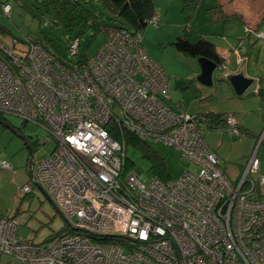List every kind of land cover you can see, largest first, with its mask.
Wrapping results in <instances>:
<instances>
[{"label": "built area", "instance_id": "built-area-1", "mask_svg": "<svg viewBox=\"0 0 264 264\" xmlns=\"http://www.w3.org/2000/svg\"><path fill=\"white\" fill-rule=\"evenodd\" d=\"M150 23L158 26V15ZM80 41L69 45L74 57ZM26 42L21 50L0 36V115L33 122L54 140L29 175L76 233L33 244L18 237L23 218L2 216L0 254L21 264H264V175L250 177L260 169L257 153L234 185L205 142V125L169 103V77L143 33L118 29L81 65ZM226 123L240 134L233 115ZM125 132L178 149L197 171L167 181L127 172ZM256 192L260 199L250 200Z\"/></svg>", "mask_w": 264, "mask_h": 264}, {"label": "rangeland", "instance_id": "rangeland-1", "mask_svg": "<svg viewBox=\"0 0 264 264\" xmlns=\"http://www.w3.org/2000/svg\"><path fill=\"white\" fill-rule=\"evenodd\" d=\"M78 1L97 13L102 12L104 26L109 28L117 24L116 17L103 9L99 0ZM222 1L201 0L189 24L182 13L181 0H154L156 8H167L170 15L168 22L160 21L158 26L149 23L143 33V45L148 54L164 67L169 77L170 104L181 106L183 111L193 115L214 111L224 116L231 114L237 119L240 126V134L237 136H232L227 127L210 129L204 126L205 142L217 154L220 167L227 178L237 185L245 175L255 152L260 160V169L253 171L250 177L254 181H259L264 175V97L255 93L256 83H253L243 96H238L226 81L225 78L231 70H239L235 53L229 50L228 43L236 46L243 40L241 43L245 45L240 52L246 61L240 70L244 71V74L247 72L262 78L264 84V23L260 31L250 34L246 33V29L243 33V24L237 22L232 25L225 37L209 36L211 41L218 42L220 47L228 49L231 55V58L225 59L224 65L214 72L211 86H206L199 80L201 67L198 59L185 56L172 46L175 39L183 35L186 28L194 21L209 30L218 29L217 24L210 23L207 9ZM259 2L264 3V0ZM5 4H9L12 8L9 16L4 14ZM56 19L48 2L0 0V26L9 30L7 34L1 35L10 47L16 41L17 48L25 50L28 46L27 40L45 42L48 40L50 48L60 56L75 60L76 57L70 54L69 45L80 34V28L78 27L71 34L65 26H56ZM219 25L222 27L223 24ZM258 34H263V37H258ZM105 41L104 33L98 34L89 27L81 36L77 57H81L83 53L88 57L94 56L98 47ZM248 43L251 45L248 46ZM47 136L41 126L33 122H25L13 115H0V216L23 218L25 223L20 226L18 237L33 244H42L51 236L63 231L67 225L65 217L54 202L37 183L32 182L29 175L31 160L38 163L55 149L54 140H48ZM25 139L38 142L32 151L26 147ZM147 149L152 153H146L135 144L128 143L129 168L138 176L152 178L154 176L152 168L157 160L164 163L165 171L170 178H179L186 171H197V167L186 160L181 151L174 147L148 142ZM3 163H8L10 167L3 168ZM26 185L32 188L31 193L27 194L23 191ZM251 187V184L247 183L243 191H249ZM248 198L259 200L260 196L256 192ZM262 199L264 200V197ZM0 264L21 263L15 258L0 254Z\"/></svg>", "mask_w": 264, "mask_h": 264}, {"label": "trees", "instance_id": "trees-1", "mask_svg": "<svg viewBox=\"0 0 264 264\" xmlns=\"http://www.w3.org/2000/svg\"><path fill=\"white\" fill-rule=\"evenodd\" d=\"M41 1L42 3L48 2L50 4L53 12L57 17V24H55L56 26H65L71 34H73L78 27L80 28V34H78V36L75 38L79 40H81V36L87 31L89 27L93 28L98 34L101 32L104 33L106 35V41L109 40L115 34V32L121 28L130 30L135 33H144L151 19L156 14L154 0H99L101 7L105 10H108L116 17L117 24L108 28L107 26L103 25L102 12L97 13L95 10L84 6L78 0ZM200 1L201 0H181L182 13L186 16V22H189V24L196 14ZM217 9L218 8L209 11L213 20L215 14L217 13ZM8 31L9 30L7 28L0 26V36L2 38L4 37L1 34H7ZM46 41L48 42V40ZM33 42L42 44L48 52H50L63 64L68 65V62H71L73 64L81 65L90 58L83 53L81 57H76L75 60H68L64 56H60L58 53L52 50L50 48V45L44 40H34ZM172 46L176 49L177 52L185 56L196 59L207 58L216 63L218 67H221L223 64V59H221L218 55L216 46L189 26L184 31V34L172 43ZM259 94L264 97V89L262 87L259 88ZM196 117L201 121L203 125L210 129L227 127L226 116L222 114L209 112L206 114L198 115ZM112 125L113 124H109L108 126ZM110 134L115 140H121V134L114 127H111ZM124 137L126 146H128V143H133L139 148L143 149L146 153H152V151L147 149L148 143L139 139L135 134L125 132ZM37 143L38 142L32 141L31 139H25V145L28 149H30V151L33 150ZM32 157L33 155L31 152V158ZM157 161L158 162H156V164L152 168L154 176L163 181L171 179L169 176H167L164 163L159 160ZM128 162L129 160L127 158L126 171L132 172L129 168ZM75 233V229L67 221V225L63 231L51 236L43 243L51 241L56 237H62Z\"/></svg>", "mask_w": 264, "mask_h": 264}, {"label": "crops", "instance_id": "crops-1", "mask_svg": "<svg viewBox=\"0 0 264 264\" xmlns=\"http://www.w3.org/2000/svg\"><path fill=\"white\" fill-rule=\"evenodd\" d=\"M216 8H218V9H217V13L215 14L214 20H213L209 11L216 9ZM155 10H156L155 15H158L159 22L160 21L168 22V17L170 15V13H169L167 8L159 9V8H156V6H155ZM207 13H208V16L210 19V23H213L214 25L217 24L218 29L214 28V29L209 30L208 28H205V26H203L199 23H196V21H194L190 27L192 29L196 30L199 34H201L203 37H205L209 41H211L209 36H211V37L212 36H214V37H217V36L218 37H225L226 33L230 32L232 25L236 24L237 22L243 24V31H242L243 33H244L245 29H246V33H247L248 28L251 29L252 33L256 32V31H260L261 25L264 23V20H263L264 3H260L259 0H249V1L248 0H232V1L231 0L230 1L229 0H223L220 3H217L215 6L207 9ZM226 16H227V18H226ZM220 23L223 24L222 27H221V25H219ZM210 26H212V25H210ZM248 34H250V33H248ZM179 37L180 36H178L177 38H179ZM177 38L175 39V41L177 40ZM239 40H240V38L238 39V41ZM242 41L243 40H241L236 46L228 43V48H229V50H232L235 53V55L234 54L233 55L236 59V64L239 66V70H237V69L231 70L230 74H237L240 72H244V71L240 70L246 61V58L240 52V49L245 45V44L241 43ZM211 42L216 46V50H217L220 58L223 59V64H222V66H223L225 59L229 60L231 58L229 50L228 49L226 50V49L220 47L218 42H213V41H211ZM250 45H251V43H248V46H250ZM219 49H220V51H219ZM245 76L248 78L254 79V83H256V89H255L256 92L255 93L259 96H262L259 94V88L262 87L264 89V84H263L262 78L255 76V75H252V74H249L247 72L245 73ZM171 106L173 108L181 107V106H179V107L173 106L172 104H171ZM209 112H214V111H209ZM209 112H203V113H200L198 115L206 114ZM218 114H220V113H218ZM191 115H193V114H191ZM198 115H194V116H198ZM226 118H227V116H226ZM211 149L213 150V148H211Z\"/></svg>", "mask_w": 264, "mask_h": 264}, {"label": "water", "instance_id": "water-1", "mask_svg": "<svg viewBox=\"0 0 264 264\" xmlns=\"http://www.w3.org/2000/svg\"><path fill=\"white\" fill-rule=\"evenodd\" d=\"M198 61L201 67L200 82L206 86L213 85V75L218 69L217 64L207 58H199ZM225 79L233 87L238 96H243L254 83V79L246 77L244 72L230 74Z\"/></svg>", "mask_w": 264, "mask_h": 264}]
</instances>
